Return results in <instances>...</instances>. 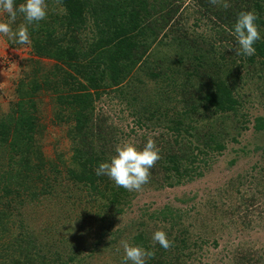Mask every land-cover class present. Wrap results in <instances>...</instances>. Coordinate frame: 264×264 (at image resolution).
<instances>
[{
    "label": "trees",
    "instance_id": "obj_1",
    "mask_svg": "<svg viewBox=\"0 0 264 264\" xmlns=\"http://www.w3.org/2000/svg\"><path fill=\"white\" fill-rule=\"evenodd\" d=\"M185 1L46 0L47 16L29 26L31 43L24 45L32 60L53 59L55 71L50 79H38L39 71L20 78L17 99L0 114V264H122L124 241L154 250L146 264H196L193 257L217 222L219 230L230 223L253 229L254 193L264 194V144L255 147L261 158L252 173L232 175L215 190L225 197L220 206L209 195L218 214L202 216L203 225L168 205L123 221L138 190L96 175L118 143L137 137L140 147L154 140L161 154L141 188L181 185L205 176L230 141H241L251 118L253 130L264 132V116L242 109L241 90L249 86L264 95V0H194L201 24L207 16L215 30L208 34L187 30L179 19ZM249 10L258 14L262 38L256 54L245 57L236 53L230 29ZM24 22L18 16L13 27ZM44 89L54 101L55 122L69 123L68 158L64 152L46 156L36 138L45 126L38 123L35 96ZM102 98L108 108L99 107ZM247 182L254 192L240 194ZM62 204L59 236L53 237L51 221L42 231L34 228L37 216ZM192 226L206 236L195 239ZM158 229L167 232L169 248L152 240ZM234 259L264 264V253L238 244Z\"/></svg>",
    "mask_w": 264,
    "mask_h": 264
},
{
    "label": "rangeland",
    "instance_id": "obj_2",
    "mask_svg": "<svg viewBox=\"0 0 264 264\" xmlns=\"http://www.w3.org/2000/svg\"><path fill=\"white\" fill-rule=\"evenodd\" d=\"M193 1L194 0L185 1L184 5L181 7L182 9L180 11L179 19L182 18L187 30L191 28L195 31L205 32L207 34L211 31L214 32L215 30L211 27V23L208 21L207 16L201 17L202 22H205L201 24V21L199 20L200 14L197 10V6L193 5ZM3 15L4 14H0V17ZM196 22L198 24H196ZM33 57L34 56L29 51L27 45L13 47L9 44L7 37L0 34L1 115L4 112H7L11 107L12 102H15L17 99L16 86L20 78L27 77L28 75L34 76L33 73L39 71L38 73H40V77L38 79L43 75L48 76V79H50V75L55 71V68L53 67L55 61L53 59L41 58V60L35 61L32 60ZM248 87L249 86L241 87L242 93L245 95L243 97L245 98V101L242 109L248 111L251 116L257 114H262L264 116V95H259L258 91L251 90L250 87ZM35 99L38 107L36 110L38 123L41 124L43 128L45 126L42 133L38 134L36 137L40 140L42 151L45 152L46 156L51 158H56L57 153L64 152L65 157L68 158L71 154V142L66 137V129L69 126V123L66 122L59 124L55 122L54 101H52L50 90H42L39 95L35 96ZM107 102L108 99L102 98L98 103L99 107L103 106L108 108L109 102ZM122 105L124 106V104ZM113 108L115 109L114 105ZM116 110L118 112L119 109ZM117 121L122 122L121 120ZM252 124L253 122L251 118L249 128L244 130L243 135L240 136L241 141L235 143L230 141L228 143V148L224 153L214 159L210 169L206 171L205 176L173 187H144L138 190L136 197L132 201V206L126 215L123 216V221L128 222L136 220L145 210L148 213L154 211L158 213L160 209L167 205L173 209H180L184 213H186V211L189 212L188 214L193 216L190 220L198 218L199 225H203L204 221L202 216H204V219L206 216L208 218H211L214 215L217 216L218 210L213 204H215V201L217 200V205L220 206L219 204L225 197H220V195H218L219 193L215 190L220 187L222 188L225 181L232 177V175L238 173H252L250 167L254 161L261 158V150H256L255 147L256 145L264 144V132H255ZM132 125L133 124L131 123V126ZM136 139L137 137L135 139H127L126 141L135 142ZM234 157H237V161L234 164H231L230 161ZM253 187L254 185H251V183L248 182L245 184V187L241 185L240 194H244L246 190L249 189L254 192ZM212 193L216 196L211 197L213 204H210L208 198ZM235 193L236 191L234 192V195L237 201H235L239 202L238 200H240V196ZM254 194L257 196L256 198H258V200H256V205L253 207L256 208V219L254 218L256 224L253 225V229L251 231H244L241 230L242 225H239V223L237 225L230 223L225 225L223 229L219 230L218 228L220 225L217 222L215 228H213L214 231L210 233V237H207L209 242L202 244V249L198 250L195 258L193 257L196 264H234V254L236 253L238 244H245L247 247L251 246L255 250L264 253V194ZM61 206L65 205H59L57 210L48 209V211H52V213L50 214L47 212L46 216H37L35 223L32 222L34 228L40 231L45 228L44 225L47 222L51 221L53 237L55 238V236H59L56 232V221L62 218L63 222V217H65L64 209L61 208ZM258 210L263 213L260 215ZM39 211H41V209H39ZM53 212L55 213L53 214ZM34 218H36V215H34ZM192 228H195L194 231L198 232H195V239L199 240L200 234L206 236L203 230L199 232V227L192 226ZM61 232H63L62 227ZM67 234H70V232L67 231ZM214 238L218 242L216 245L213 243ZM92 261L94 264H97V259H93Z\"/></svg>",
    "mask_w": 264,
    "mask_h": 264
},
{
    "label": "clouds",
    "instance_id": "obj_3",
    "mask_svg": "<svg viewBox=\"0 0 264 264\" xmlns=\"http://www.w3.org/2000/svg\"><path fill=\"white\" fill-rule=\"evenodd\" d=\"M47 13L46 0H23L20 3L17 0H0V14L7 15L6 20H0V34L13 44H30L29 26L44 20ZM18 16H23L25 22L14 28ZM230 31L238 55L250 57L256 54V42L262 38L256 12L241 11ZM160 158V149L152 139L142 147L125 141L116 145L114 155L98 164L96 175H107L117 186L129 191L140 190L149 181L151 169ZM152 240L165 249L172 243L163 229L153 232ZM123 249L122 264H146L155 254L152 249L127 241L123 242Z\"/></svg>",
    "mask_w": 264,
    "mask_h": 264
}]
</instances>
